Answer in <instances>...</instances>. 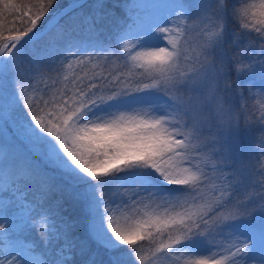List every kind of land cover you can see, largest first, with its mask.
I'll list each match as a JSON object with an SVG mask.
<instances>
[{
  "label": "snow or ice",
  "instance_id": "snow-or-ice-1",
  "mask_svg": "<svg viewBox=\"0 0 264 264\" xmlns=\"http://www.w3.org/2000/svg\"><path fill=\"white\" fill-rule=\"evenodd\" d=\"M238 2L0 0V264H264V0Z\"/></svg>",
  "mask_w": 264,
  "mask_h": 264
},
{
  "label": "rangeland",
  "instance_id": "rangeland-1",
  "mask_svg": "<svg viewBox=\"0 0 264 264\" xmlns=\"http://www.w3.org/2000/svg\"><path fill=\"white\" fill-rule=\"evenodd\" d=\"M71 1V0H69ZM141 0H132V3H137L140 2ZM70 3V2H69ZM248 3H258V0H248ZM233 5H236V7H240V3L238 2V0H229V8H231ZM62 8V7H61ZM236 23L235 21H232L230 19L229 23ZM231 24V23H230ZM238 30H239V26H238ZM101 39L104 40H109L110 41V37L108 36L107 33L103 34L101 36ZM104 71H120L121 69L119 67L113 68L111 65H103L102 66ZM89 70L90 71H100V68L97 69H91V67L89 66ZM77 71H79V69H77ZM241 79H246V77H241ZM39 88H43L44 84L41 83L38 85ZM258 91V90H256ZM48 96H45V99H47ZM37 99H39V96L37 95ZM248 111L252 114H254V118L255 119H259L260 115H261V105H264V100H261L259 97H257L256 99H252L249 98L248 102ZM255 127V142H254V148H255V152H256V158L259 160V164L261 167L262 164H264V157L261 156V149L262 147H264V128H261L258 124L254 125ZM258 169V168H257ZM260 169V168H259ZM258 169V170H259ZM145 250H147V245H145Z\"/></svg>",
  "mask_w": 264,
  "mask_h": 264
},
{
  "label": "trees",
  "instance_id": "trees-1",
  "mask_svg": "<svg viewBox=\"0 0 264 264\" xmlns=\"http://www.w3.org/2000/svg\"><path fill=\"white\" fill-rule=\"evenodd\" d=\"M69 0H58V5L54 6V10L56 7H64V5H66L67 3H69ZM231 23V24H230ZM228 24V45L226 46V51L231 55L236 53L237 48L235 45H232V39H233V34L237 33L238 30V24L237 23H232L230 22ZM241 43H243L241 41ZM235 75L233 76V79H235ZM234 102L239 104V98L238 97H234ZM254 128V127H253ZM252 128V129H253ZM252 143H253V130H251V132L248 134V138L246 140V144H247V152H246V159L249 162V167L253 170L254 173H256L255 179L256 180H260V176L258 175V162L257 159L255 158V151L252 148ZM242 193L245 194V192H241L240 195L242 196Z\"/></svg>",
  "mask_w": 264,
  "mask_h": 264
},
{
  "label": "bare ground",
  "instance_id": "bare-ground-1",
  "mask_svg": "<svg viewBox=\"0 0 264 264\" xmlns=\"http://www.w3.org/2000/svg\"><path fill=\"white\" fill-rule=\"evenodd\" d=\"M170 2L171 0H141L133 5L138 6L142 13L151 17L162 14Z\"/></svg>",
  "mask_w": 264,
  "mask_h": 264
}]
</instances>
